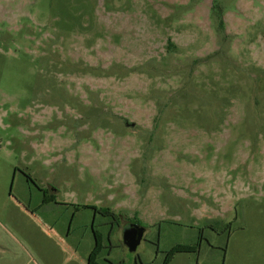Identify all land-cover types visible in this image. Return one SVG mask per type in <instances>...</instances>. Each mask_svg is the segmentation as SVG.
<instances>
[{
	"label": "rangeland",
	"instance_id": "rangeland-1",
	"mask_svg": "<svg viewBox=\"0 0 264 264\" xmlns=\"http://www.w3.org/2000/svg\"><path fill=\"white\" fill-rule=\"evenodd\" d=\"M97 237L105 264H264V0H0V264Z\"/></svg>",
	"mask_w": 264,
	"mask_h": 264
},
{
	"label": "trees",
	"instance_id": "trees-1",
	"mask_svg": "<svg viewBox=\"0 0 264 264\" xmlns=\"http://www.w3.org/2000/svg\"><path fill=\"white\" fill-rule=\"evenodd\" d=\"M95 235V234H94ZM96 237V235H95ZM101 241H99L98 237L96 238V244L94 245L92 252L88 258V264H105L100 260V254L103 250L101 245ZM198 250V244H189V243H176L171 246L168 250L164 251V258L160 264H170L174 255L178 252H196Z\"/></svg>",
	"mask_w": 264,
	"mask_h": 264
},
{
	"label": "water",
	"instance_id": "water-1",
	"mask_svg": "<svg viewBox=\"0 0 264 264\" xmlns=\"http://www.w3.org/2000/svg\"><path fill=\"white\" fill-rule=\"evenodd\" d=\"M145 232V226L138 223H128L123 227L122 241L129 251H135L137 249L138 245L143 240Z\"/></svg>",
	"mask_w": 264,
	"mask_h": 264
},
{
	"label": "crops",
	"instance_id": "crops-1",
	"mask_svg": "<svg viewBox=\"0 0 264 264\" xmlns=\"http://www.w3.org/2000/svg\"><path fill=\"white\" fill-rule=\"evenodd\" d=\"M26 178V182L29 184V177H25ZM21 191H20V193L21 194H23V196L24 195H28L27 196V199L29 200V202L30 201H33L34 202V200L32 199L34 196L33 195H35V190L34 189H32L30 186H21V189H20ZM35 204V203H34ZM34 207L33 208H31V209H29L31 212H33V213H35V214H37V212H40L41 211V209L45 206H47L46 204H44V203H40L39 205L38 204H36V205H33ZM41 206H43V207H41ZM28 208H29V206H28ZM28 208H26L27 210H28ZM70 233V228H69V230H67V234H69ZM65 246H67V245H65ZM78 246V244L75 246V248L73 249V248H70V253H69V255H71L72 257H74V258H79L80 259V264H87V259L86 260H83V253H78L80 250H79V248L77 247ZM79 250V251H78ZM88 255H89V253H88ZM88 255H87V257H88ZM119 263H121V262H123V260L122 259H119V261H118Z\"/></svg>",
	"mask_w": 264,
	"mask_h": 264
},
{
	"label": "flooded vegetation",
	"instance_id": "flooded-vegetation-1",
	"mask_svg": "<svg viewBox=\"0 0 264 264\" xmlns=\"http://www.w3.org/2000/svg\"><path fill=\"white\" fill-rule=\"evenodd\" d=\"M15 171L23 174L25 177H29V179H31V180L33 179L32 181L35 182V183H33L32 189L37 190L39 192L40 201L42 200L44 203L46 201L47 202H51L52 196H51V193L49 192L48 188H44V187H42L40 185H37L35 179L31 175V173L27 172L24 169H20L19 167H16ZM52 189H54V188H52ZM40 191H42V192H40ZM41 195H42V197H41ZM128 223H137V222H128ZM128 223H126V224H128ZM138 224H140V223H138ZM144 237H145V234L143 236V239H145Z\"/></svg>",
	"mask_w": 264,
	"mask_h": 264
}]
</instances>
